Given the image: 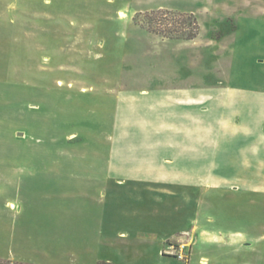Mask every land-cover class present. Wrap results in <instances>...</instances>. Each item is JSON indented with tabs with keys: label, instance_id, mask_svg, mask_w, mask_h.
Masks as SVG:
<instances>
[{
	"label": "rangeland",
	"instance_id": "1",
	"mask_svg": "<svg viewBox=\"0 0 264 264\" xmlns=\"http://www.w3.org/2000/svg\"><path fill=\"white\" fill-rule=\"evenodd\" d=\"M114 85L198 88L192 186L52 177L88 164V90L105 163ZM18 196L37 211L15 244L0 221V264H264V0H0V206Z\"/></svg>",
	"mask_w": 264,
	"mask_h": 264
},
{
	"label": "crops",
	"instance_id": "2",
	"mask_svg": "<svg viewBox=\"0 0 264 264\" xmlns=\"http://www.w3.org/2000/svg\"><path fill=\"white\" fill-rule=\"evenodd\" d=\"M107 91L111 111L105 163L100 161L101 145L97 147L95 143L102 138L103 110L96 109L99 90H88L82 93V97L86 100L85 113L94 125L95 136L94 144L87 152L88 164L77 169L62 167L61 170H53L52 177L65 182L66 179H73L67 176L66 171H84L89 181L104 179L115 181L120 186L124 182L157 186L172 182L174 186H192V180H187L186 173L198 170L199 109L202 113L208 109L206 101H199L202 96L198 88L180 86L124 90L114 85ZM103 172L106 174L102 176ZM167 172L177 175L171 179L165 174ZM33 200L18 196L13 202L6 200L0 206V221L8 219L11 223V231H3V234L9 235L10 244H15V236L28 214L37 211L38 204ZM10 203H15L17 207H9Z\"/></svg>",
	"mask_w": 264,
	"mask_h": 264
},
{
	"label": "water",
	"instance_id": "3",
	"mask_svg": "<svg viewBox=\"0 0 264 264\" xmlns=\"http://www.w3.org/2000/svg\"><path fill=\"white\" fill-rule=\"evenodd\" d=\"M21 135V134H20Z\"/></svg>",
	"mask_w": 264,
	"mask_h": 264
}]
</instances>
